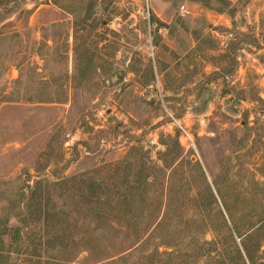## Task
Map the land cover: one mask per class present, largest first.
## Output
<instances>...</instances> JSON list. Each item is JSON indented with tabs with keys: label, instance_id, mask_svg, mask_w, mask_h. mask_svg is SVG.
<instances>
[{
	"label": "rangeland",
	"instance_id": "obj_1",
	"mask_svg": "<svg viewBox=\"0 0 264 264\" xmlns=\"http://www.w3.org/2000/svg\"><path fill=\"white\" fill-rule=\"evenodd\" d=\"M121 167L170 204L117 261L73 182ZM0 216L4 264H264V0H0Z\"/></svg>",
	"mask_w": 264,
	"mask_h": 264
},
{
	"label": "trees",
	"instance_id": "obj_2",
	"mask_svg": "<svg viewBox=\"0 0 264 264\" xmlns=\"http://www.w3.org/2000/svg\"><path fill=\"white\" fill-rule=\"evenodd\" d=\"M171 153L172 151L169 152V149L167 148L164 155L170 157L172 156ZM180 156L181 154H176V157L174 156L171 159L172 161L170 162V164H168L167 169H172L175 165L174 163L177 159H179ZM112 170L113 169L110 168V172ZM113 171L121 173L123 179L121 181H113L112 183H106L105 181L100 180L101 178H98L96 175L93 174L87 179L82 180V182H73V189L78 187V189L82 190L84 186V193L89 195L87 205L89 206V210L91 211L93 219L92 217L90 219V221H92L90 222L91 224L89 227V231L87 232L88 237H91L94 240L96 239V237L102 239L106 235V232L108 231L107 229L108 227H110V224L114 222V220H116L115 214H121V216L126 219L127 226H130L134 229L132 231L133 246L130 249H127L129 251L128 253H126L127 250H125L122 252V254H120L121 256L119 255V258L116 259L117 261H124L126 258L133 256L136 251L141 252V246L147 243L148 237L151 236L149 234V231L153 226L154 229L151 234L164 225L169 211L170 197L167 201L168 209L165 212L166 216L160 218V210L156 212V214L151 215L150 217H145L143 214H141V211L145 210L147 207H149V205L147 203V196H145V192L148 185V179L147 176H145V174L143 173L144 170H142L138 174L139 176L136 175V177H140L141 180L135 178L133 181L127 180L128 174L126 173L125 168L121 167V169H115ZM112 175H116V173H113ZM170 184L172 185V183L169 182V185ZM41 210L42 205L41 203H38L36 207V213H40V217H36L37 222H40L41 220ZM139 210H141L140 213L138 212ZM10 218L12 217H7L4 221V218L0 216V238L2 239L6 236H10L8 232L11 230L21 231L19 228H16V225L15 227H13L14 225L10 223ZM91 225H93L94 228H91ZM100 232L101 234H99ZM205 245L213 246V243H205ZM0 246V264H4L6 261L11 259V256L14 253V243L11 242L10 248L7 246L4 247V243L0 239ZM33 247L34 250L29 253L28 256H31V258L41 257V252L43 249H41L40 247ZM158 252L159 251H155L154 254L148 255L146 257L147 260H149L148 264H156V259H153V257L156 256ZM209 252L212 251H205L203 253V256L206 257ZM113 261L114 260H112V263L109 264H113Z\"/></svg>",
	"mask_w": 264,
	"mask_h": 264
},
{
	"label": "built area",
	"instance_id": "obj_3",
	"mask_svg": "<svg viewBox=\"0 0 264 264\" xmlns=\"http://www.w3.org/2000/svg\"><path fill=\"white\" fill-rule=\"evenodd\" d=\"M184 9H185V8H184V7H182L181 11L183 12V11H184Z\"/></svg>",
	"mask_w": 264,
	"mask_h": 264
}]
</instances>
